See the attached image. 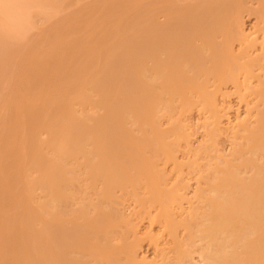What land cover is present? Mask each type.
Instances as JSON below:
<instances>
[{"label": "bare ground", "instance_id": "6f19581e", "mask_svg": "<svg viewBox=\"0 0 264 264\" xmlns=\"http://www.w3.org/2000/svg\"><path fill=\"white\" fill-rule=\"evenodd\" d=\"M104 1L96 16L78 0L87 13H77L82 23L73 28L66 21L74 22L78 9L69 21L65 8L56 15L66 0H0V81L15 69L0 86V264H123V253L124 264H132L134 245L119 235L125 238L119 226L129 222L115 208L128 191L145 211L146 203L159 205L174 239V264H194L193 246L202 264H264L263 104L254 103L257 115L247 104L255 125L242 118L223 124L234 158L208 155L216 158L205 163L211 177L201 175L207 184L197 183L195 201L176 193L181 180L167 186L161 166H181L176 152L189 131L178 106L182 115L200 99L211 138L222 126L214 86L252 77L260 87L247 83L246 91L264 100V44L255 52L243 27L250 11L264 30V0H130L128 7L129 0ZM37 21L52 26L41 29ZM212 140L193 152L209 153ZM182 200L189 210L177 207L185 214L178 218L172 208ZM178 226L185 238L175 234Z\"/></svg>", "mask_w": 264, "mask_h": 264}, {"label": "rangeland", "instance_id": "374dc122", "mask_svg": "<svg viewBox=\"0 0 264 264\" xmlns=\"http://www.w3.org/2000/svg\"><path fill=\"white\" fill-rule=\"evenodd\" d=\"M83 1V5H85V4H88V3H90V6L89 5H85V7L87 8V6L88 7H90V8H88L87 10H88V12H89V9H91L92 11H91V15H92V13H95L96 14V16L100 13V9H101V7H103V4L101 3V1L102 0H100V2H99V0H97V4L96 3H94V1H92V0H85V2H84V0H82ZM92 1V2H91ZM104 1V0H103ZM110 0H105L104 2H109ZM115 1H117V0H115ZM114 1V2H115ZM126 1H128V0H126ZM69 2V3H68ZM74 2H75V4H74ZM76 2H78V0L76 1V0H74L73 2H72V0H66V2L64 3L65 4V6L63 5V7L62 8H60L59 10V12L57 13V10H56V15L57 14H59V13H61L62 12V10L64 9V11L66 10H68V12L66 13V15L69 13V14H71V16L70 15H68V16H70L69 18H67L68 16H64L65 14H64V11H63V15H60V16H63V18L65 19V17L68 19V21L72 18H74L73 17V15H75V11H76V15H75V18H76V16H77V13L78 14H85V15H83V17L84 18H86L85 16H86V11H85V7L81 4H78V3H76ZM87 2V3H86ZM99 2V3H98ZM129 2H131L130 0L128 1V3H127V7L129 6L128 4H129ZM80 3H81V1H80ZM93 3V4H92ZM111 3V2H110ZM68 4L69 5H71L70 7H68ZM72 4H74L73 5V7H72ZM78 4V5H77ZM101 4H102V6H101ZM94 5V6H93ZM96 5H98V7L96 6ZM75 6V7H74ZM93 6V8H91ZM253 7L255 6V4H253L252 5ZM85 9H84V8ZM71 8H73V9H71ZM83 8V9H82ZM80 9V10H79ZM83 11H82V10ZM75 10V11H74ZM71 11V12H70ZM73 11V12H72ZM82 11V13H79V12H81ZM250 12V11H249ZM248 11L247 12H244V14H243V20H244V22H243V27H244V30H245V33H246V35H247V37L249 36L250 37V35H251V39H252V41L254 42V45H255V43H256V45L255 46H253L252 48L254 49V48H258L259 46L261 47V43H262V45L264 44L263 42H264V30L262 29H256L255 27H257L255 24V22H256V20H257V18H255V14L253 15V14H250ZM74 13V14H73ZM95 14H93V16L95 15ZM249 14V15H248ZM81 15V16H82ZM90 16V15H89ZM56 17V16H55ZM53 18V19H56V18ZM83 17H81L82 19H84ZM245 17V18H244ZM74 18V22H73V20H71V22H73L72 24H71V22L69 23V22H67L66 21V23H67V25H72L71 27H76V23L75 22H77V18L75 19ZM53 19L50 21L49 20V23H53ZM66 19V20H67ZM39 22H41V20H38ZM38 21L35 23V24H37L38 23ZM78 22H80L79 20H78ZM77 22V24L79 25L80 23H82V22H80V23H78ZM42 23H43V21H42ZM46 23V22H45ZM44 23V24H45ZM48 22L46 23L47 25L49 24ZM65 23V24H66ZM75 23V26L73 25ZM41 23H38L37 25L39 26ZM46 24L44 25V26H46ZM66 25V27H70V26H67ZM81 25V24H80ZM41 26V25H40ZM39 26V27H40ZM44 26H41L40 28L42 29ZM49 26V25H48ZM47 26V28H49L50 26H52L51 24H50V26L48 27ZM34 27H37V26H34ZM38 27V29L40 30V28ZM70 27V28H71ZM45 28V27H44ZM47 28H45V29H47ZM35 29V28H34ZM255 29V30H254ZM36 30V29H35ZM34 30V31H35ZM39 30H37V32L35 31H32L31 33H33L34 32V34L35 33H38V31ZM257 30V31H256ZM255 31V32H254ZM260 31V32H259ZM263 31V32H262ZM41 31H39V33H40ZM81 33H82V31H81ZM263 33V34H262ZM34 34H32L31 36H33ZM76 34V33H75ZM249 34V35H248ZM262 35H263V38H262ZM35 36V35H34ZM75 38L77 37L78 38V36H74ZM81 36H79V38H80ZM248 37V38H249ZM253 37V38H252ZM256 37V38H255ZM251 39H249V40H251ZM254 39V40H253ZM258 41V42H257ZM258 43V44H257ZM90 44H87V46H89ZM235 47H234V49L237 47V45H239V41H238V43L235 41L234 42V44H233ZM257 45H258V47H257ZM240 46V45H239ZM239 46H238V48H239ZM264 46V45H263ZM260 47L257 49L258 51H255V52H259V50H260ZM238 48H236L234 51L236 52L237 50H238ZM253 49H249V50H252V51H254ZM11 68V67H10ZM13 69H14V67H12ZM9 69V68H8ZM8 69H7V71H5L4 73H3V75L6 77V76H9V74H10V76L12 77L13 75V69H12V71H8ZM15 70V69H14ZM15 73V72H14ZM15 75H17V74H15ZM9 76V77H10ZM19 76V75H18ZM5 77L3 78V80H1L0 81V86L2 85H4V84H6L5 82L3 83V81H4V79H5ZM241 77V78H240ZM239 78H240V80H242L243 78H244V76H240ZM1 78V77H0ZM18 79H19V77H17ZM214 78V77H213ZM250 78V77H249ZM7 79L9 80V78L7 77ZM7 79H6V81H7ZM37 79V78H36ZM251 79V80H250ZM250 79H248V81L249 82H247V78H246V81H245V79H244V81L242 80L240 83L241 84H238V83H236V85H235V83H232L231 81H225V83L223 82L222 84H219V87L218 86H214L213 88H215V87H217L218 88V92H217V94L215 95L216 96V102H217V105L216 106H218L217 107V109H219V110H221L220 112H221V114H222V119H221V128L219 129V131L215 134V135H213V136H215V137H212L211 136V138L209 137L208 138V136H210V135H212L211 134V126L210 125H207L206 124V122H205V120H207V117H208V114H209V112H207V111H205L204 112V109L203 110H201L202 108H203V106L201 105V107H200V104L201 103H199V102H201L200 101V99H198L199 100V102L197 103L198 105L197 106H195V107H191L190 109H188V110H185V111H182V115L180 114V107L178 106L176 109L177 110H175V114H177V116L179 115V120L180 119H182V120H180V122L182 121L183 122V124H184V128L186 129V131H187V133H188V131H189V133L187 134L188 136H187V138L186 139H183V140H181L180 139V145H179V149H177V157H178V159H179V162L181 163L180 165V168H178V169H176L175 168V163L174 162H168V160H166V161H161V166H162V168L164 169V171H165V174H166V176H167V178H168V180L167 181H170L169 182V184L170 185H167L168 187H170L174 182L175 183H180L181 181V183L182 184H184V185H178V187L180 186V187H182V189L181 188H179L178 189V187H177V189L175 190L176 191V193H178L179 192V190H180V192H181V194H185V193H187V194H185V195H187L188 196V198L189 197H196V195H195V192L197 191V188H198V184L197 183H200L202 186L204 185V186H206L205 184H207V183H205V181L207 180V182H208V180L209 179H207L209 176L208 175H206L207 174V166L208 167H210L209 165H207V164H205V163H208V164H210V165H212V162H209V161H214L216 158H215V154L216 153H224V154H226V155H228V153L230 154L229 156H226V155H224L226 158H230V159H232V158H234L232 155H234L233 153H232V150L233 149H235V145H233V144H235V142H233V137H229L231 134H229L230 132H227V128H226V126H229V125H233L234 123H236V122H238L237 120L240 118H242V119H247L248 120V122H251V123H249V124H251V126H253V125H255L254 123H256L254 120H256L255 118L257 117H255L254 116V114L255 115H257V113H256V110L254 109V108H256L259 104H261V105H259L258 107H260V106H262V104L264 105V103H262V102H260V100H263V90H262V92H261V94H262V99H260V100H256V99H258L259 98V95L257 96L258 98H256V96H255V94H254V92H253V94H254V96H253V94H252V92L251 93H249V91L247 90L246 91V87H248L247 85L249 84V86H251L250 84H252V86H254V87H256L255 89H258L257 88V85H259V83H257L256 81H258L257 79H255V78H250ZM12 80V79H11ZM38 80H39V78H38ZM210 80H212V78L210 79ZM209 80V78H208V81H210ZM36 81V80H35ZM40 81V80H39ZM8 82V81H7ZM38 82V81H37ZM9 83V82H8ZM212 83V85H213V82H211ZM216 84L215 85H218V83L217 82H215ZM248 83V84H247ZM255 83H257L256 85H255ZM237 84H238V88H237ZM247 84V85H246ZM8 84H6V85H4L5 87H3V88H6V86H7ZM241 85V89H240V91L238 90L239 89V86ZM242 85H245V87L244 86H242ZM236 86V87H235ZM254 87H251V88H254ZM259 87H260V85H259ZM2 88V87H1ZM211 85H210V87H209V89L211 90ZM244 88V89H243ZM4 90V89H3ZM237 90V91H236ZM245 91H246V93H245ZM239 92H241V93H239ZM242 93H245V96H246V99H245V97H243L244 95L242 94ZM255 93H256V91H255ZM258 93V92H257ZM238 94H240V96L238 95ZM196 95V94H195ZM243 95V96H242ZM242 96V97H241ZM248 96V97H247ZM244 98V99H243ZM261 98V97H260ZM257 101V102H256ZM258 101H259V103H258ZM264 101V100H263ZM250 103V104H249ZM252 103V104H251ZM254 103H255V105H256V103H258L257 105H256V107H255V105H254ZM39 105H40V103H38ZM247 104H249V110H251L254 114H252L251 112L250 113H248V105ZM41 105H42V103H41ZM250 106H252L251 107V109H250ZM221 108V109H220ZM264 108V106H262V109ZM258 109H260V108H258ZM257 109V110H258ZM190 110V111H189ZM224 111H227V113H225ZM183 112H185V113H183ZM173 113H174V111H173ZM173 113L170 115V116H172L173 115ZM0 115H1V113H0ZM170 116H168V118L167 117H165L166 119H168V121L169 120H171L174 116H176V115H173L172 116V118L170 117ZM210 116V115H209ZM228 117H230L229 118V120H228ZM237 117V118H236ZM175 118V117H174ZM202 118H204V119H202ZM166 119H164L165 120V122H164V120H163V122H164V124L163 125H169V123H171L170 121L167 123V121H166ZM176 119V118H175ZM178 119V118H177ZM177 119L175 120V124L177 125V123H176V121H177ZM223 119H225V121L223 120ZM223 120V121H222ZM228 120V121H227ZM233 120V121H232ZM251 120V121H250ZM229 121H231V123H229ZM253 121H254V123H253ZM178 122V121H177ZM173 123V122H172ZM181 124V123H180ZM205 124V125H204ZM226 124V126H224V125ZM253 124V125H252ZM175 125V126H176ZM182 125V124H181ZM170 126H172L173 127V124L171 125L170 124ZM174 126V127H175ZM186 126V127H185ZM219 126V127H220ZM166 128H168L167 126H166ZM206 128H208V132L209 133H207L206 132ZM224 130H223V129ZM226 128V129H225ZM179 127H178V131H179ZM222 129V130H221ZM229 131V130H228ZM176 133V132H175ZM175 133H171V138H173L174 139V136H175V138H176V135H175ZM229 135H228V134ZM208 134V135H207ZM210 134V135H209ZM205 135H207V136H205ZM232 136V135H231ZM178 138V137H177ZM176 138V140H179V138L177 139ZM189 138V139H188ZM208 138V139H207ZM214 138V140H212V141H214V143H215V141H216V145H215V147L213 146V147H209L210 148V151H209V153L208 152H206V153H203L202 152V155L203 154H205V155H201L200 153H201V151H200V157H199V155L197 154L196 155V152L194 153L193 151L195 150V149H198L199 148V146H200V148H202V149H204L203 148V146L205 147V145L204 144H206V147H207V143H208V141H209V139H213ZM232 139V140H231ZM186 140V141H185ZM208 140V141H207ZM189 141V142H188ZM207 141V142H206ZM211 141V143L214 145V143ZM190 144V146H188V143ZM210 142V141H209ZM233 142V143H232ZM204 143V144H203ZM192 144V145H191ZM197 144V145H196ZM192 146V147H191ZM210 146V145H209ZM216 146H217V148H216ZM235 146V147H234ZM232 147H234V148H232ZM191 148V149H190ZM194 150H193V149ZM199 148V149H200ZM208 148V147H207ZM190 149V150H189ZM206 149V148H205ZM220 149V150H219ZM209 150V149H208ZM213 151V152H212ZM220 151V152H219ZM231 151V152H230ZM216 152V153H215ZM193 153L195 154V156L193 155ZM208 153V154H207ZM213 153H215L214 154V156H212V157H210L211 159H209L208 158V155L209 154H213ZM198 156V157H197ZM207 156V157H206ZM232 158H231V157ZM191 157V158H190ZM193 157H195L194 159H195V162L193 161ZM197 157V158H196ZM190 158V159H189ZM209 160H208V159ZM259 158V157H258ZM177 159V160H178ZM197 159H199L198 161H197ZM204 159V160H203ZM261 160H262V158H260ZM191 160V161H190ZM201 160L203 161V162H201ZM207 162H206V161ZM218 160V159H217ZM216 160V161H217ZM219 161V160H218ZM260 161V160H259ZM164 162H166V163H164ZM191 162H193L194 164H192ZM197 162H199V163H197ZM187 163V164H186ZM202 163V164H201ZM214 163V162H213ZM189 164H191V166H193V167H191ZM198 164H199V166H198ZM196 167H195V166ZM202 165V166H201ZM206 165V166H205ZM190 168H189V167ZM182 168V169H181ZM193 168V169H192ZM205 168V169H204ZM201 169V170H200ZM202 169H203V172H202ZM209 169V168H208ZM206 171V172H205ZM201 173L200 175H199V173ZM198 173V174H197ZM205 173V174H204ZM169 175V176H168ZM178 175V176H177ZM201 175H202V177H204V178H206L205 176H207V178H206V180L204 181V184L203 183H201V182H203V180L201 179L200 180V177H201ZM177 176V178H176V181H175V177ZM179 176H181V177H179ZM211 177V176H210ZM209 177V178H210ZM179 178V179H178ZM183 179V180H182ZM212 179H213V177H212ZM181 180V181H180ZM198 180V181H197ZM174 181V182H173ZM201 181V182H200ZM173 182V183H172ZM172 183V184H171ZM188 184V185H187ZM173 186V185H172ZM171 186V187H172ZM140 187V188H139ZM138 188V190H140V195L141 196H143V197H146L148 194L146 193V192H144V195H143V191H145V190H147L146 188H144V190H142L143 189V187L142 186H139ZM142 187V188H141ZM200 188H201V186H199ZM129 188H131V187H129ZM129 188L127 189V190H129ZM199 188V189H200ZM206 188H208V187H206ZM205 188V189H206ZM202 189V188H201ZM204 189V190H205ZM138 190H137V192H138ZM141 190H142V192H141ZM194 190H196V191H194ZM206 191H207V189H206ZM120 192H123V191H120ZM119 192V195L121 194ZM179 192V193H180ZM184 192V193H183ZM123 193H126V192H123ZM123 193L121 194V195H123ZM128 193H129V196L126 194V196H121V200L119 201L120 203L118 204V203H116L115 205L117 206H115V208H117V209H119L118 211H120V212H123L124 213V215H125V217L128 219L127 221L129 222V224H123L122 225V223H121V225L119 226V229L120 230H122V232H123V230L125 231V232H123L125 235H124V237L126 236L127 237V240H128V242H129V244H131V245H134V250H135V252H136V255H135V253H134V257H137L138 258V260H137V258H135L136 260H134L133 261V263L132 264H166L167 263V261H168V263L167 264H174V262H175V258H176V247L174 246V249H175V254L173 253V251H174V249H172V250H170L171 248H173V244H174V239H172L173 238V236H172V234L170 233V230H169V228L166 226V224H161L162 222L163 223H165L162 219H160L159 217H158V215H157V208H158V206H157V203L155 204V206H154V204H152V203H148L150 206L152 205V207H150L147 203H146V205L148 206V208H147V206L146 205H144V207L146 208V210L147 211H145V209L143 208V207H141L140 206V203L138 202L137 203V201H135V198H133L134 196L132 195V193L130 192V191H128ZM178 193V194H179ZM1 194V193H0ZM139 194V193H138ZM197 194V193H196ZM1 196V195H0ZM133 196V197H132ZM123 197V198H122ZM191 198V199H193V201H195L194 200V198ZM188 202H189V200H187ZM186 200H182V204H180V203H177L175 206H173V212H174V214H175V212H176V216H178V218H179V216L180 217H183L185 214L184 213H186V211L187 210H189V203L187 202ZM182 205V207L180 206V205ZM154 207V208H153ZM177 207H179L180 209H183V210H181V211H183V212H181L180 211V209L179 208H177ZM184 207V208H183ZM185 210V211H184ZM180 211V212H179ZM151 212V213H150ZM177 213H178V215H177ZM146 214H148V215H146ZM155 215L157 216V217H155ZM183 215V216H182ZM162 220V221H161ZM161 221V222H160ZM158 222V223H157ZM132 224H133V226H135L136 228H134L133 226H132ZM162 225V226H161ZM163 225H164V227H163ZM133 228H132V227ZM129 227V228H128ZM163 227V228H162ZM127 228V229H126ZM183 227H177V232H176V228H175V234L176 233H178L177 234V236H178V238H181L182 236H184V238H185V229H182ZM135 229H136V231H135ZM163 229V230H162ZM130 230H131V232H130ZM168 230V231H167ZM178 230H179V232H178ZM183 232H182V231ZM134 231V232H133ZM149 231V233H147ZM151 231V232H150ZM168 233H166V232ZM135 232L137 233V234H135ZM153 232V233H152ZM173 231H172V233H174ZM156 233V234H155ZM182 233H183V235H182ZM115 235V238H116V240H115V238H113V241L115 242V243H120L119 242V236L117 237V233H114ZM135 234V235H134ZM158 234V235H157ZM120 235V237L122 238V239H126V237L125 238H123V235H121V234H119ZM168 235H170V236H172V238H170V236H168ZM156 236V237H155ZM120 238V239H121ZM158 238V239H157ZM121 239V240H122ZM156 239V240H155ZM159 242H161V243H159ZM203 242V241H202ZM171 243H172V245H171ZM199 243H201V242H199ZM198 243V244H199ZM139 244V245H138ZM159 245V246H158ZM175 245V244H174ZM138 249H137V248ZM163 249H162V248ZM169 247H171V248H169ZM194 248H195V250L193 249V254H191V258H194L193 260L194 261H196V262H194V264L195 263H197V264H202L201 262H202V260H201V258H200V256L198 255V253H199V249H197V247L198 246H193ZM137 249V250H136ZM171 251V252H170ZM164 252H166V253H164ZM122 253V252H121ZM121 253H120V255H121ZM126 256V254L125 253H123V255H121V257H120V259H123L124 261H126L123 257H125ZM169 255V256H168ZM171 255V256H170ZM173 255H175V256H173ZM166 256V257H165ZM168 257V258H167ZM170 257H172L171 258V260H170ZM140 258V259H139ZM190 258V259H191ZM123 260H121V262H123V264H124V261ZM170 260V261H169ZM174 260V261H173ZM192 260V259H191ZM173 263H172V262ZM103 262V261H102ZM162 262H164V263H162ZM170 262V263H169ZM102 264V263H101ZM103 264H106L105 262H103Z\"/></svg>", "mask_w": 264, "mask_h": 264}]
</instances>
